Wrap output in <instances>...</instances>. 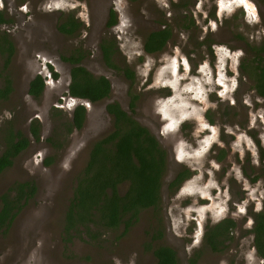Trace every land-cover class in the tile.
Masks as SVG:
<instances>
[{"label": "rangeland", "instance_id": "obj_1", "mask_svg": "<svg viewBox=\"0 0 264 264\" xmlns=\"http://www.w3.org/2000/svg\"><path fill=\"white\" fill-rule=\"evenodd\" d=\"M110 11L116 23L108 27ZM0 12V46H12L9 60L0 53V90L11 81L0 97V155L10 132L30 141L0 173V198L17 184L37 188L0 234V264H155L145 244L159 220L161 243L180 264H264L251 233V215L264 207V99L249 73L264 49V0H0ZM70 18L79 28L65 35L58 28ZM165 28L164 49L147 54L146 36ZM108 44L115 67L101 53ZM77 52L82 67L110 82L106 100L68 101L71 66L63 58ZM37 75L45 90L34 99L29 83ZM72 102L87 109L81 129L71 127ZM109 103L167 152L162 205L141 211L126 233L120 225L93 227L95 239L83 228L67 235L66 213L91 149L113 132ZM184 169L190 176L170 190ZM224 219L235 227L224 249L212 252L206 228Z\"/></svg>", "mask_w": 264, "mask_h": 264}, {"label": "trees", "instance_id": "obj_2", "mask_svg": "<svg viewBox=\"0 0 264 264\" xmlns=\"http://www.w3.org/2000/svg\"><path fill=\"white\" fill-rule=\"evenodd\" d=\"M109 18L108 27H111L116 23L113 11H110ZM2 22L4 21L0 12V23ZM78 28V21L70 18L60 25L58 30L71 35ZM170 36L171 32L167 28L149 33L144 41V51L147 54L162 51ZM101 48L104 51V61L113 66L112 44L102 45ZM263 51L264 49H260V54L253 59L256 65H250L249 71L254 80V90L262 99H264V56L261 57ZM4 52H7L9 60L12 55V46L9 43L0 46V53ZM77 55L69 60L77 65L71 70L69 94L90 103L107 99L111 91L109 81L104 77H94L80 65L82 55L79 52ZM123 74L128 80H133V74L129 70L126 69ZM56 76L54 74L55 78ZM10 85L11 81L8 78L0 90V97L5 98L10 94ZM43 86V79L37 76L29 85V94L38 98ZM106 111L113 118V132L97 141L91 149L87 166L77 181L74 196L66 213L67 235H70L68 232L83 228L86 237L95 239L93 227L115 229L120 225H124L126 233L138 220L141 211L152 209L155 214L162 205L161 191L168 168L167 152L154 135L123 111L117 103L107 104ZM84 113L83 106H78L74 110L72 128L81 129ZM32 134L38 139L39 135L35 129L32 130ZM27 143V138L20 133L10 132L6 136V147L0 155V173L12 166L13 160L27 147ZM261 157L263 158V155ZM190 174L187 169L180 171L169 183L168 188L177 190ZM122 185L127 187L124 193L120 192ZM36 191L33 182H26L17 184L16 189H11L13 196L4 194L1 197L0 234L7 232L22 206L35 195ZM251 218L254 249L264 262V207L252 214ZM159 221L157 227L152 229L145 249L151 250L155 264H180L175 250L161 243L164 232ZM234 227L235 223L231 219H224L212 227H207L204 234L206 246L212 252L222 251L224 244L230 240ZM189 264H196V261L190 260Z\"/></svg>", "mask_w": 264, "mask_h": 264}, {"label": "flooded vegetation", "instance_id": "obj_3", "mask_svg": "<svg viewBox=\"0 0 264 264\" xmlns=\"http://www.w3.org/2000/svg\"><path fill=\"white\" fill-rule=\"evenodd\" d=\"M76 32V31H75ZM74 32V33H75ZM74 33H72V34H74ZM64 34V33H63ZM71 34V35H72ZM65 35H67V34H65ZM101 53H102V55H103V59H104V51L101 49ZM81 55H82V53H81ZM76 57L78 56L77 54L75 55ZM72 56H70V57H67V58H63V60H64V62H66V63H68V64H70V66H71V68H70V72H69V74H70V83H71V70H72V68H75L77 65L76 64H73V63H71L69 60H70V58H71ZM81 60H82V58L80 59V62H81ZM81 65V64H80ZM51 69V68H50ZM51 71H52V69H51ZM88 71V70H87ZM54 74L55 75H57L56 73H54L53 71H52V75L51 76H54ZM93 75V74H92ZM37 76H40V75H37ZM37 76H35L31 81H30V83L37 77ZM58 76V75H57ZM57 76H56V78H57ZM94 77H102V76H95V75H93ZM41 77V76H40ZM42 78V77H41ZM105 78V77H104ZM43 79V78H42ZM44 81V80H43ZM30 83H29V85H30ZM70 83H69V85H70ZM110 83V82H109ZM110 87H111V85H110ZM44 90H45V86H43V89H42V92H41V94L39 95V97L38 98H40L41 97V95L43 94V92H44ZM110 93H111V91H110ZM30 95V94H29ZM67 99H68V101L70 102V101H72V99L73 100H77V101H80V99H77V98H74V97H72L70 94H69V86H68V92H67ZM30 97L31 98H34V99H38V98H35L34 96H32V95H30ZM104 100H106V99H104ZM104 100H102V101H104ZM87 101V100H86ZM99 102H101V101H99ZM73 104H75V106L71 109V110H69L70 112H72L73 113V111L78 107V105H76L77 103H74V102H72ZM98 103V102H97ZM88 104H92V105H94V104H96V103H88ZM107 106V105H106ZM85 109V108H84ZM105 111H106V107H105ZM107 112V111H106ZM86 114H87V109H85V113H84V119H85V117H86ZM108 114V113H107ZM16 134V133H15ZM108 136V135H107ZM105 138V137H104ZM36 139L37 138H35L34 137V140L36 141ZM103 139V138H102ZM101 140V139H100ZM27 141H28V143H27V147L29 146V144H30V141L28 140V138H27ZM27 147L25 148V149H27ZM24 149V150H25ZM24 150H22L21 152H23ZM20 152V153H21ZM19 153V154H20ZM18 154V155H19ZM17 155V156H18ZM14 161V160H13ZM0 207H1V198H0ZM11 227V226H10ZM10 227H9V229H10ZM8 229V230H9ZM76 232V231H75ZM74 232V234L73 235H75L76 233ZM70 233H72V231L70 232ZM80 233L81 234H83L84 236H85V233L84 232H81L80 231ZM152 234V233H151ZM151 234H150V236H151Z\"/></svg>", "mask_w": 264, "mask_h": 264}, {"label": "water", "instance_id": "obj_4", "mask_svg": "<svg viewBox=\"0 0 264 264\" xmlns=\"http://www.w3.org/2000/svg\"><path fill=\"white\" fill-rule=\"evenodd\" d=\"M82 102H84V103H85V101H82ZM78 103H80V102H78ZM172 180H173V179H172ZM172 180H171V181H172ZM161 194H162V191H161Z\"/></svg>", "mask_w": 264, "mask_h": 264}]
</instances>
